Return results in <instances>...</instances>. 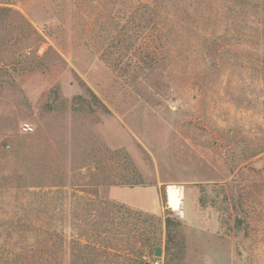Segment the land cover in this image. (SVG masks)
I'll return each instance as SVG.
<instances>
[{
	"label": "rangeland",
	"instance_id": "obj_1",
	"mask_svg": "<svg viewBox=\"0 0 264 264\" xmlns=\"http://www.w3.org/2000/svg\"><path fill=\"white\" fill-rule=\"evenodd\" d=\"M125 1L0 0L13 11L0 16V264L31 260L38 227L63 230L68 264L71 183L100 147L140 173L99 195L151 218L156 264L166 216L182 224L181 264H264V0H136L159 5L167 37L137 77L85 44ZM89 91L105 110L73 112Z\"/></svg>",
	"mask_w": 264,
	"mask_h": 264
},
{
	"label": "trees",
	"instance_id": "obj_2",
	"mask_svg": "<svg viewBox=\"0 0 264 264\" xmlns=\"http://www.w3.org/2000/svg\"><path fill=\"white\" fill-rule=\"evenodd\" d=\"M91 1L99 5L100 0ZM117 1L120 4L124 0ZM123 8L122 15L111 19V26L104 27V31H95L92 44H85L98 50L100 60L110 71L137 77L140 71L151 69L163 61L167 48L165 22L158 4L126 0ZM3 14L11 15L13 11L0 8V16ZM25 25L30 29L28 24ZM24 31L26 28L21 26L20 34ZM71 109L73 112L85 109L94 113L99 109L105 110V107L89 91L86 97H73ZM10 142L11 137L5 138L0 147L5 149ZM95 153L93 162L78 164L71 183L77 193L73 194V203L77 206L72 215L74 224L71 226L68 264H156L155 259L160 256L161 249L157 245L151 218L99 195V188L104 185H141L138 169L124 152L100 147L99 154ZM119 161L125 166L121 171L116 168ZM164 232L162 264H181L184 255L181 222L166 216ZM63 248L62 229L38 227L34 247L36 255L25 264H63Z\"/></svg>",
	"mask_w": 264,
	"mask_h": 264
},
{
	"label": "built area",
	"instance_id": "obj_3",
	"mask_svg": "<svg viewBox=\"0 0 264 264\" xmlns=\"http://www.w3.org/2000/svg\"><path fill=\"white\" fill-rule=\"evenodd\" d=\"M21 130L23 132H30L31 131V128H30V126L28 124H22Z\"/></svg>",
	"mask_w": 264,
	"mask_h": 264
}]
</instances>
